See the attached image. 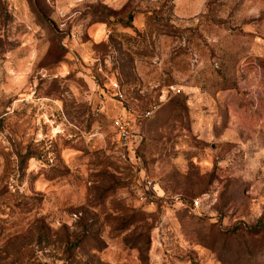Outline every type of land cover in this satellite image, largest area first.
<instances>
[{
	"label": "rangeland",
	"instance_id": "obj_1",
	"mask_svg": "<svg viewBox=\"0 0 264 264\" xmlns=\"http://www.w3.org/2000/svg\"><path fill=\"white\" fill-rule=\"evenodd\" d=\"M0 264H264V0H0Z\"/></svg>",
	"mask_w": 264,
	"mask_h": 264
},
{
	"label": "built area",
	"instance_id": "obj_2",
	"mask_svg": "<svg viewBox=\"0 0 264 264\" xmlns=\"http://www.w3.org/2000/svg\"><path fill=\"white\" fill-rule=\"evenodd\" d=\"M122 136L125 138V139H130V136H129V133L127 130H124L122 129Z\"/></svg>",
	"mask_w": 264,
	"mask_h": 264
}]
</instances>
